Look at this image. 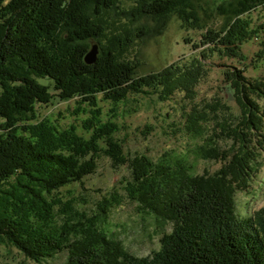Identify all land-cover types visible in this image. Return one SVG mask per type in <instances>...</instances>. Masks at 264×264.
Listing matches in <instances>:
<instances>
[{"label": "trees", "instance_id": "obj_1", "mask_svg": "<svg viewBox=\"0 0 264 264\" xmlns=\"http://www.w3.org/2000/svg\"><path fill=\"white\" fill-rule=\"evenodd\" d=\"M119 1L0 0V245L36 263L67 251L66 264H264V207L241 218L235 204L237 191H247L260 170L263 80H250L236 67L223 73L241 116L237 123L217 120L219 135L232 141L228 150L207 141L194 151L199 159L222 164L213 174H195L185 154H163L158 161L144 154L127 157L115 136L117 125L103 122L98 108V96L119 105L148 91L163 101L181 93L193 99L205 72L201 57L140 74L139 64L124 55L130 37L152 29L162 35L175 18L183 31L201 32L224 56L246 62L242 45L256 31L244 15L264 6V0L218 5L216 12L224 16L219 30L209 27L206 12L193 0H139L123 13L131 29L111 31L103 45L108 28L103 17L119 9ZM90 40L101 50L88 65L84 58ZM50 85L61 100L77 97L92 108L84 123L88 138L74 128L60 131L47 120L18 125L36 119V104L51 103ZM185 121L194 137L204 136L210 123L196 109ZM101 142L112 164L129 170L125 198L141 214L172 226L149 257L129 253L105 227L110 209L122 202L117 194L101 200L92 216L56 196L95 173Z\"/></svg>", "mask_w": 264, "mask_h": 264}, {"label": "rangeland", "instance_id": "obj_2", "mask_svg": "<svg viewBox=\"0 0 264 264\" xmlns=\"http://www.w3.org/2000/svg\"><path fill=\"white\" fill-rule=\"evenodd\" d=\"M138 1L120 0L119 9L110 11L103 17L108 22L106 37L101 40L103 45L112 37L111 31L122 33L131 29L130 22L123 13ZM231 1L233 0H193V3L198 10L206 12L205 19L209 27L219 30L224 16L219 15L215 9L218 5H227ZM244 18L256 31V34L242 45L246 62L224 56L219 52L218 46L205 42L201 32L183 31L175 18L170 21L168 29L162 35L152 29L145 36L139 33V38L134 35L130 37V46L124 55L139 64L140 74L157 73L171 64L187 62L195 57H201L205 72L195 89L193 99L181 93L163 101L161 96L148 91V94L142 96L131 95L127 104L114 105L98 96L101 119L103 122L109 121L117 125L118 132L115 136L127 157L144 154L153 161H158L163 154H185L194 165V173L197 175L213 174L220 169V162L199 159L194 151L207 141H217L223 150H228L232 145V141L219 135L217 120L223 118L237 123L241 115L233 90L223 73L231 67H236L243 70L250 80L264 81V6H257L246 13ZM94 45L98 46L99 56L101 45L95 40H90L89 50ZM40 82L49 84L46 80ZM49 88L54 95L51 103L36 104V119L18 125L47 120L60 131L74 128L79 135L88 138L90 132L84 123L91 117L92 108L77 97L61 100L53 86L50 85ZM192 109L199 110L207 116L208 123L210 122L204 136H191L193 132L187 127L185 118ZM3 122L4 119L0 117V125ZM100 146L103 150L98 155V168L95 173L81 182L65 186L56 196L63 202H73L79 213L92 216L101 200L117 194L122 198V202L110 209L105 227L129 253L140 258L149 257L160 249L163 235L170 233L172 226L161 224L154 217L141 214L137 204L125 198L124 184L130 179L129 170L126 166H114L111 158L105 153L106 144L101 142ZM258 161L259 173L252 179L248 190L237 191L235 195L236 213L241 218H250L264 207V152ZM66 261L67 251L36 263L13 247L0 245V264H66Z\"/></svg>", "mask_w": 264, "mask_h": 264}, {"label": "water", "instance_id": "obj_3", "mask_svg": "<svg viewBox=\"0 0 264 264\" xmlns=\"http://www.w3.org/2000/svg\"><path fill=\"white\" fill-rule=\"evenodd\" d=\"M98 46L94 45L92 46L91 50L87 52L85 55L84 61L86 64L91 65L94 64L98 59Z\"/></svg>", "mask_w": 264, "mask_h": 264}]
</instances>
